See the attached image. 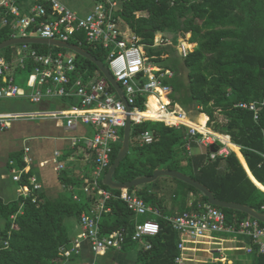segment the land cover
Here are the masks:
<instances>
[{
    "label": "trees",
    "instance_id": "1",
    "mask_svg": "<svg viewBox=\"0 0 264 264\" xmlns=\"http://www.w3.org/2000/svg\"><path fill=\"white\" fill-rule=\"evenodd\" d=\"M35 2L37 0H32L31 5ZM116 16L137 36V43L143 45L148 61L173 72L171 78L165 79L173 88L167 93L172 103L177 102L174 91L179 84L180 65L187 69L189 96L186 101L179 98L180 106L190 114L188 107L193 104L201 114L198 122L207 123L214 131L229 135L231 141L240 147L253 176L264 185V107L256 121L253 112L236 106L240 101L256 100L264 95V0H122ZM158 33L161 34L160 43L171 41L172 44L155 46ZM181 35L183 41L196 44L185 55L179 54L177 49ZM11 38L12 28L2 27L0 43ZM69 41L96 56L109 68L107 52L100 44L86 42L83 31ZM31 46L42 53L54 50L73 54L78 66L77 76L89 78L101 72L89 58L67 48L41 43ZM17 47L8 46L0 50V54L12 60ZM31 68L28 65L27 70ZM144 99V95L138 98L141 111L146 110ZM146 119L133 122L130 150L114 171V181L128 182L140 176H150L156 169L177 170L206 185L221 201L242 203L264 213V190L251 179L234 150L228 156L216 159L210 158L209 147L203 153L193 154L186 147L185 126L175 127L151 120L156 118ZM146 131L153 133L152 143H141L139 136ZM121 135V141L114 147L110 166L122 147L124 128ZM192 145L196 143L192 142ZM89 152L90 149L80 142L67 155L79 158ZM11 157L17 167H25L23 150L13 152ZM29 174L32 170L24 174L25 182ZM162 179L177 183L174 197L184 205L190 193L196 197L194 207L198 202H208L207 196L199 189L171 176H161L133 189L147 203L163 212V198L157 189ZM60 180L64 190L56 197H49L43 190L38 193L36 202L23 196L12 200L0 196V264H62L61 248L70 246L72 242L66 218L75 217L80 224L82 213H89L92 209V198L88 199L81 190L84 178L62 173ZM101 184L109 187L103 178ZM113 191L119 193L117 189ZM107 207L110 210L102 213L100 219L102 233L108 234L124 227L133 231L136 217L123 200L114 197L107 201ZM217 207L225 212L229 224L252 217L240 210ZM159 221L162 228L150 239L152 248L139 249L138 260L143 264H176V257L180 254V236L168 221L163 218ZM136 244L128 238L123 250ZM251 255V264H264V254L254 251ZM198 264L240 263L217 261Z\"/></svg>",
    "mask_w": 264,
    "mask_h": 264
},
{
    "label": "built area",
    "instance_id": "2",
    "mask_svg": "<svg viewBox=\"0 0 264 264\" xmlns=\"http://www.w3.org/2000/svg\"><path fill=\"white\" fill-rule=\"evenodd\" d=\"M122 0H93L95 7L84 15H80L60 0H37L28 13H23L18 0H0V29L10 26L13 38L41 37L70 42V38L79 32L85 33V40L91 44H100L107 52L106 59L109 69L124 90L127 102L131 106L132 121L139 123L146 118H137L138 98L148 107L152 95L162 99L163 93L172 91V86L165 82L173 72L150 63L145 56L143 45L137 43V36L123 26L116 12ZM5 10V12H4ZM157 37V35H156ZM156 39V38H155ZM158 43L156 42L155 46ZM54 46V45H52ZM31 65L27 79L28 89L16 82V71L27 70ZM78 66L73 54L65 51L50 50L42 53L30 43L18 44L14 58L9 60L0 54V99L27 98L33 103H44L56 98H67L66 107L55 110L41 109L26 112L0 113V127L6 128L18 119H53L64 121L67 131H74L79 124L90 125L94 129L91 137H70V144L75 147L84 142L95 154L91 176L84 183L83 189L92 200V209L80 216L81 232L72 239L70 246L62 247V259H69L81 253L84 241L90 245L94 255H104L110 250H123L128 238L137 242L140 249L152 248L150 239L161 231L159 218L168 221L179 234L178 247L180 254L176 264H191L192 259L185 251L194 249L189 244H199L204 238L215 239V233L242 235L249 239L250 245L245 248L248 253L257 251L264 254V225L254 217H247L235 223L227 222L225 212L209 202H198L180 214L164 215L162 210L146 202L144 197L131 188H106L101 184L106 168L111 164L114 147L121 141V130L126 125L128 111L126 104L118 91L100 72L89 78L77 76ZM111 86L113 89H111ZM161 109L166 115L160 119L167 125L185 126L186 147L191 152L192 142L198 144H214L216 150H210V158L226 157L233 150L230 143L212 132H202L188 122L189 114L176 108L168 102L161 101ZM237 107L253 112L254 119L260 117V109L264 107V95L256 100L240 101ZM141 143L149 144L154 141V135L146 131L139 136ZM31 147L25 146L23 160L26 165L19 168L15 160H10L11 175L20 184V196L31 198L36 202L37 195L43 190L42 181L35 174H29L27 182L24 174L30 170L32 157ZM192 153V152H191ZM60 156L55 152L54 160ZM58 170L64 169L59 164ZM123 200L136 217L133 231L121 228L111 233L101 232L100 219L102 213L110 210L107 201L112 198ZM74 198L79 199L78 195ZM150 215L155 216L153 219ZM13 218L15 216H12ZM143 217V219H139ZM8 246L9 242L6 241ZM220 261L219 258L214 262ZM223 262V261H222ZM84 264H105L97 261Z\"/></svg>",
    "mask_w": 264,
    "mask_h": 264
},
{
    "label": "crops",
    "instance_id": "3",
    "mask_svg": "<svg viewBox=\"0 0 264 264\" xmlns=\"http://www.w3.org/2000/svg\"><path fill=\"white\" fill-rule=\"evenodd\" d=\"M18 2L22 8V12L28 13L31 7L32 0H18ZM91 2L94 3L93 0H91ZM78 14H81V13H78ZM45 103L48 104L49 102L46 101ZM66 106H67L66 104L63 105V107H66ZM21 112H26V111H21ZM0 113H6V112H0ZM145 117H148V116H145ZM191 120L193 121V119ZM206 126H207V123H206ZM10 129H12V132L17 138L22 139L23 143L16 145L15 141L10 139V141L7 142L4 146L0 142L1 143L0 144V196H2L6 200H10L6 197L9 194V189H10V185L8 183L9 180H12L13 182L17 184L16 189L14 190L15 191L14 198H18L20 196L21 194L20 184L13 180L11 172H10V169H11L10 160L12 159L11 154L13 152L24 150V147L27 145L31 147L30 156L33 159L32 164L30 166V170H32V174L37 175L39 179L42 181L43 191L49 197L51 198L56 197L64 190V184L61 183L60 175L62 173H67L70 176L84 178L81 190H83L84 194L89 199V195L84 191L83 186L86 180L90 178L91 176V170H92V167L95 161V154L92 151V149L88 147L84 142H81V143H83L84 146L90 149L89 153H84L83 154L84 156L79 157V158H71V156H68L67 153L73 148L70 144L71 136H77L80 138H84V137H91L93 135L94 129L90 125L79 124L76 130L67 131L65 128L64 121L57 122L56 120L46 118V119H33V120L32 119H18V120H14L11 123V125H9L6 128L0 127V130L2 131H7ZM227 136L229 137V143L230 144L233 143L231 141L230 136L229 135ZM207 148L208 146L206 145L196 143L195 146L192 145L191 152L193 154L203 153L207 150ZM56 151L60 152V156L57 158V161L54 160V155ZM5 152H7L6 155H4ZM238 156L241 160V156L239 155V153H238ZM59 164H63L64 169L58 170L57 167ZM251 179L253 180L252 177ZM253 181L256 183L255 180ZM257 185L260 186L259 184ZM176 188H177V183L171 179H162L159 181L157 185V189L160 191L159 193L161 194L163 198V208H164L163 214L165 213L164 215L180 214L183 211L194 207V201L196 199L195 195L191 193L188 194L186 198V205H184V203L180 201V199H177L174 197ZM260 188L264 190L263 187L260 186ZM185 206H188V208L185 209L186 208ZM79 228L81 232L82 230L81 226ZM233 236L234 238H232V236L231 237H216L215 236V239L204 238L203 242L199 244H189V246L194 247V249L186 250L185 254L186 256H188V258L192 259V261L190 262L191 264L214 262V259L216 258H219L220 261H223V262L228 261L229 263H232L233 261H237L236 258L238 257H233V256L228 257L225 254H222L220 256H214L213 252L229 251V252L248 253L245 248H247L250 245L249 239L242 235H233ZM236 236L241 237V238L236 239ZM71 237L72 239H74L77 236L71 235ZM209 246H217V250L215 249L213 250ZM136 248H137V253L135 256H120L117 253H115L118 250H110L104 255L97 256V255H94V253L91 251L89 243L87 241H84L81 253L69 259H63L62 264H72V260L75 258H79V262L77 264H84V263L92 262V261H97V262L105 263V264H143L141 261L138 260V250L140 249L138 244H136ZM128 249L129 248H127L126 250ZM122 251H125V250H120L119 252H122ZM209 254H211L210 258L207 257V255ZM246 258L248 260L247 262H239V263L240 264H251L253 261L252 255L251 257L246 255Z\"/></svg>",
    "mask_w": 264,
    "mask_h": 264
},
{
    "label": "rangeland",
    "instance_id": "4",
    "mask_svg": "<svg viewBox=\"0 0 264 264\" xmlns=\"http://www.w3.org/2000/svg\"><path fill=\"white\" fill-rule=\"evenodd\" d=\"M62 3H64L65 5H67L69 8L73 9L75 12L85 14L88 11L92 10L95 7V4L91 2V0H60ZM183 36L181 35L179 38V44L177 45V49L179 54H188V52H191L196 44L192 43V45H188L191 43H188L182 40ZM158 42L161 41V34L158 33ZM155 44H156V39H155ZM159 45H168V44H172L171 41H169L168 43H158ZM157 44V45H158ZM106 63L108 64V61L106 59ZM150 63H153L152 61ZM16 75V82L21 86L24 87L26 89H28V85H27V79L29 77V71L28 70H24V69H19L16 71L15 73ZM178 80H179V84L177 89L174 91V96L177 99L176 103H172L173 107L175 106L176 108L179 109H183L182 106H180V100L179 98L183 99L184 101H186L188 99V77H187V69L184 66L180 65V70L178 72ZM69 100H67V98H56V99H52L50 100L49 104L46 106L45 103H33L31 102L29 99L27 98H10V99H0V112H21V111H37V110H41V109H49V110H55L57 108H62L64 104H68ZM189 104V103H188ZM186 106V105H184ZM148 107H146L147 110ZM192 112L189 114V118L193 119V121L198 122L199 120V112L197 111L196 107L191 104L188 107ZM122 137V135H121ZM10 139L15 141V144H22L23 141L21 138H17L14 133L12 132V129L7 130V131H2L0 130V142L5 146V144L7 142L10 141ZM0 143V144H1ZM122 143V142H121ZM206 150V149H204ZM195 151V150H194ZM7 152H5L4 155H6ZM104 178V177H103ZM9 185H10V189H9V194L6 196L8 199H13L15 197V189L17 184L15 182H13L12 180L8 181ZM150 217H152L153 219L155 218V216L150 215ZM141 219H143V217H141ZM77 219L75 217H69L66 218V226L68 227V230L70 232V235H75V236H79L80 234V226L77 223ZM216 237H231L234 238L233 234H222V233H215L214 234ZM241 237H237L236 239H240ZM210 248H212L213 250H217V246H209ZM115 253H117L120 256H135L137 253V248L136 246L129 248L128 250L119 252L116 251ZM222 254H225L228 257H238L237 262H247V256L251 257L250 253H246V252H219V251H215L213 252L214 256H220ZM208 258L211 257V254L207 255ZM213 259V258H212ZM206 260V259H205ZM79 262V258H75L72 260V264H77Z\"/></svg>",
    "mask_w": 264,
    "mask_h": 264
},
{
    "label": "water",
    "instance_id": "5",
    "mask_svg": "<svg viewBox=\"0 0 264 264\" xmlns=\"http://www.w3.org/2000/svg\"><path fill=\"white\" fill-rule=\"evenodd\" d=\"M22 43H30V44L41 43V44L54 45V46L61 47V48H67L69 50H72V51L86 57V58H89L92 62H94L98 66L101 73L107 78V80L110 82V84L118 91L119 95L121 96V98L125 102L127 111L129 113L127 115L126 125L124 127V136H123V140H122V147H121L117 157L115 158V161L110 166L108 172L105 174V176L103 178V182L105 185H107L113 189L131 188V187H138V186H141V185H144L147 183H151L161 176H171V177H175V178H178L180 180H183V181L193 185L197 189H199L201 192H203L207 196L208 202L212 205L220 206V207H224V208H232V209L240 210V211L246 212L250 216L264 222V213L258 212L255 209H253L252 207L245 205V204H242V203L221 201V200L216 198L213 191L211 189H209L206 185H204L200 181L192 178L191 176H189L185 173H182L180 171H177V170L156 169L154 171V173L150 176H140V177H137L136 179H134L132 181H128V182H116V181H114L113 180L114 171L116 170V168L119 166L121 161L124 159V157L128 154V152L130 150L131 129H132V124H133L132 117L130 115L131 106L127 102L123 88L121 87L119 82L115 79V77L112 74V72L110 71V69L100 59H98L96 56H94L93 54H91L90 52L85 50L84 48H82L76 44H73L71 42L60 41V40H56V39H47V38H41V37H16V38H11L9 40L1 42L0 43V50L6 48L8 46H11V45H18V44H22ZM210 150H212V151L216 150L214 144L210 145Z\"/></svg>",
    "mask_w": 264,
    "mask_h": 264
},
{
    "label": "bare ground",
    "instance_id": "6",
    "mask_svg": "<svg viewBox=\"0 0 264 264\" xmlns=\"http://www.w3.org/2000/svg\"><path fill=\"white\" fill-rule=\"evenodd\" d=\"M158 40H159V39H158V34H157L156 42H157V43H160L161 41L158 42ZM185 43H186V42H185ZM188 45H192V44H188ZM167 93H168V92H164V93H163L162 99L158 98V97L155 96V95H152V96L149 98V100H148V105H147L148 108H147V110H145V111H140V112L136 113V117H137V118H146L145 116H148L149 118L160 119V118H162L163 116H165V115H166V112H165L164 110L161 109V106H162L161 101H163V102H168V101H169V98H168V96H167ZM188 122H189L190 125L194 126L195 128L199 129V130L202 131V132H212V133L219 134L220 137H222L224 140H226V141L229 142V137H228L227 135H224V134H222V133H219V132H216V131L212 130L210 127L206 126V123H198V122H194V121H192L190 118H188ZM230 145H231V147L236 151L237 155H238V153H239L240 156L242 155V154L240 153V148H239L237 145H235V144H233V143H231ZM241 160H242L244 166H246L249 175L253 178V180L256 181L257 184H259V185H260L261 187H263V189H264V186H263L262 184H260V182H258V181L255 179V177L252 175L251 171L249 170V168H248V166H247V164H246V161H245L243 155L241 156ZM260 186H259V187H260Z\"/></svg>",
    "mask_w": 264,
    "mask_h": 264
}]
</instances>
